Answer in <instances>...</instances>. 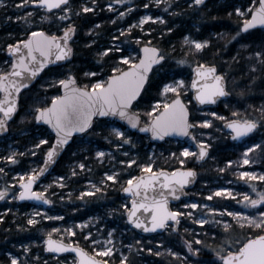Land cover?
I'll return each instance as SVG.
<instances>
[{"label":"trees","instance_id":"1","mask_svg":"<svg viewBox=\"0 0 264 264\" xmlns=\"http://www.w3.org/2000/svg\"><path fill=\"white\" fill-rule=\"evenodd\" d=\"M34 1L4 0L5 3L0 5V76L11 67L8 48L35 30L62 34L72 29L73 57L63 64L46 68L30 87L22 91L15 116L7 123L5 131L0 129V189L8 187L10 191V195L0 202V264H12L10 254L24 256V246L34 250L29 252L30 255L39 248L42 256L50 258L44 251L43 240L59 223L106 214L108 209L114 212L122 209L125 200L122 189L131 178L142 174V167L151 161H154V170L195 168L198 180L190 194L199 205L207 201L217 208L235 209L234 199H207L209 186L206 184L218 181V186L231 178L235 167L228 162H238L245 147V144L234 143L224 130L223 123L229 119L241 117L258 122L259 127L249 144H259L252 158L261 160L260 167L264 170V29L242 32L241 27L251 12H238L252 3L256 6L258 0H209L202 5H196L194 0H70L67 6L56 12L36 6ZM85 5L91 9H85ZM145 13L157 19L146 22L139 29L134 24ZM189 38L207 44L198 49ZM112 40L120 42L123 50L105 51L110 49ZM146 44L158 47L164 59L154 68L134 106L144 121H150L156 114L152 113V108L162 98L163 85L176 78H185L190 83L194 65H215L218 72L225 75L231 95L210 109L224 115L225 119L218 121L215 118L209 127L201 124L204 116L193 100L189 85L188 96L192 101L189 107L191 120L196 125L195 135L199 140H209V158L199 162L196 153L182 155L184 144L181 142L167 140L155 144L147 136L127 129L126 137L131 139L126 141L114 128L118 124L97 120L90 132L74 139L53 173L43 182H51L46 194L53 199L54 205L49 210L55 208L53 212L64 216L63 221L42 217L32 222L28 213L34 206L28 202L19 203L15 195L20 181L17 174L23 173L27 177L39 168L53 141L47 127L36 122L37 110L48 106L60 94L61 82L65 78L74 75L82 86L94 87L99 79L130 66L119 61L121 56L133 51L137 52L138 60L140 49ZM182 96L188 101L185 95ZM173 98L171 96L170 100ZM10 148H16V154L11 161L1 163ZM98 149L110 153L101 159L96 155ZM108 171L114 172L115 179L103 183ZM54 175L63 178V186L52 183ZM89 181L98 184L99 188L87 194L85 184ZM258 182L264 185V180ZM10 197L11 200L7 201ZM127 207L122 209L124 223L118 229H129L142 241L128 251L126 264H143L151 257L165 264H221L214 260L220 258L221 252L236 251L248 237L264 233V223L260 226L232 223L224 239L232 236L237 239L227 249H221L225 233L219 224L210 227L209 223L183 222L179 232L168 228L159 236L140 235L126 222ZM114 225V222L109 223V227ZM83 236L74 235L72 240H79L84 246L89 239ZM149 238L162 239L164 246H170L178 255H144L145 248L149 249L152 244L148 243ZM129 240L130 237L126 242ZM142 246L145 248L141 249Z\"/></svg>","mask_w":264,"mask_h":264},{"label":"water","instance_id":"2","mask_svg":"<svg viewBox=\"0 0 264 264\" xmlns=\"http://www.w3.org/2000/svg\"><path fill=\"white\" fill-rule=\"evenodd\" d=\"M208 0H195L202 5ZM70 0H38L36 5L56 12ZM264 29V0L251 11L250 18L241 27L242 32ZM73 30L62 34H49L35 30L30 35L9 47L7 53L12 60L11 68L0 77V129L15 116L20 94L30 87L48 67L63 64L73 57L71 40ZM163 55L158 47L143 45L139 59L128 68L111 75L99 87L82 86L74 75L61 83V92L48 106L36 113V122L47 127L53 136L50 148L39 169L19 182L16 200L28 202L48 209L53 200L37 190V186L48 177L62 156L78 136L91 131L99 119L113 121L132 133L147 136L152 143L162 144L170 139L195 149L198 160L204 161L209 149L203 146L194 133L189 105L181 95L172 99L150 121L143 120L134 109L140 100L154 68L161 64ZM193 100L200 109L217 107L230 97L226 77L211 64L194 65L190 82ZM258 128L254 120L231 119L224 123L231 140L237 144L246 142ZM198 175L194 168L147 171L130 180L122 189L123 197L129 199L127 220L130 227L143 235L163 233L169 225L178 228L182 214L173 208L190 196ZM9 194H0L2 201ZM263 199L253 204H259ZM46 253L71 255L75 264H111L81 245L47 236L44 241ZM222 264H264V235L247 242L238 253L227 254Z\"/></svg>","mask_w":264,"mask_h":264},{"label":"rangeland","instance_id":"3","mask_svg":"<svg viewBox=\"0 0 264 264\" xmlns=\"http://www.w3.org/2000/svg\"><path fill=\"white\" fill-rule=\"evenodd\" d=\"M4 0H0V5L4 4ZM254 3H252L245 10L239 9L240 13L251 12L255 7ZM91 6L85 5V9H91ZM112 5L109 6L111 8ZM68 11V8L65 9ZM251 14V13H250ZM157 18H154L150 13L143 14L136 22L135 26L139 27V29L143 28V25L149 21H155ZM190 40V38H189ZM111 46L108 50L115 49L116 51H122L123 46L117 40H112L110 42ZM190 43H194L198 49H202L206 46L207 42H203L200 40H190ZM137 52H128V54L121 56L120 62L126 65H133L136 60ZM109 77H104L99 79L94 87H99L104 85ZM189 85L185 78H176L175 80H171L166 82L162 87V98L153 104L152 113H158L161 109H163L171 100V96L185 95L187 98V103H192L191 99L188 96L189 93ZM201 114L204 116V120L201 124L205 127H209L211 122L217 118L218 121L225 119L224 115H221L215 111H201ZM237 119V118H236ZM242 120H248L245 118H238ZM257 122V121H256ZM258 123V122H257ZM116 132L119 136H124L126 141L131 139V137H126V128H122L120 126H114ZM200 142H203L207 146L206 138H201ZM259 147L258 143H246L243 149L241 157L237 160L238 162L233 163V161L228 162L229 165L235 167V170L232 174L231 178H227L220 185L209 189V192L206 194V198L209 200H214L215 197H221L223 199H234L233 205H235V209L230 208H217L213 203H209L204 201L201 205L197 199H194L192 196L185 201L184 208L185 215L187 216L186 221L193 223L195 222L198 225H207L208 223L210 227H216L219 224V227L224 231V235L222 236L223 244L221 249H227L231 245L236 243V237H227L226 233L228 228L232 223H236L237 225H253L260 226L264 223V208L260 207H252L250 203L252 201L258 200L259 197H264V185H260L258 181H262L264 179V170L256 165H261V160H258L255 157L256 150ZM16 148H10L7 152V157L4 156L3 161H11L16 154ZM110 152H107L103 149H98L96 151V155L101 159ZM124 155H127L128 152H123ZM195 151L190 148L184 146L182 149V155H194ZM154 161H151L149 164L144 165L142 167L143 172L147 171H155L154 170ZM256 168H253V167ZM83 166L81 165V168ZM33 172H30L29 175H32ZM20 180L25 179L26 175L23 173L17 174ZM113 171L106 172L105 181H113L115 179ZM136 177V176H135ZM133 177L130 180H133ZM52 183L57 186H63L64 180L61 176L54 175L52 176ZM51 182L43 183L41 187L38 188L39 192L46 193L47 187ZM85 193L90 194L94 193L95 190L99 188V185L93 183L91 181L86 182ZM205 185V183H204ZM209 186V184H206ZM202 188V187H201ZM8 187H4L0 189V194L5 192ZM204 189V188H202ZM11 200V197L7 200ZM128 203L126 199L122 202L121 208L126 209ZM122 209L117 212L114 210H106V214H98V215H89L79 221H71V222H61L56 227H54L51 232H49L48 236H53L55 238H60L66 241H72V237L74 235H84V239H89L88 245L92 248V250L101 256H117L118 264H126V259L128 256V251L132 248L134 244H138L142 241L140 236H136L130 233L129 229L119 230L123 222L121 218V214L123 213ZM55 208L53 210H45L42 208L34 207L30 210L28 215L30 216V220L36 221L39 218H52L57 221H63L64 216L57 214L55 212ZM114 222V226L109 227V223ZM119 228V229H118ZM131 229V228H130ZM83 233V234H82ZM128 237L131 238L128 242ZM67 238V239H65ZM238 242V241H237ZM239 241L238 243H241ZM244 242V241H243ZM242 242V243H243ZM148 243H152L151 247L145 248L142 246L141 249H147L144 255H150L151 253H155L157 256L162 255L163 253L167 255L177 256L170 246H164V242L162 239H153L149 238ZM241 246V245H240ZM239 246V247H240ZM31 249L28 246H24V256H17L15 254H10L12 264H75V257L69 256L64 261H58L57 263L52 260L45 258L40 254V249H36L33 255H30L29 252ZM222 251V250H221ZM31 252H34L32 250ZM228 252H221L220 258H214L215 261L221 263L222 255ZM162 257V256H161ZM219 259V260H218ZM143 264H165L162 263L159 259L155 257H151L148 260L144 261Z\"/></svg>","mask_w":264,"mask_h":264},{"label":"flooded vegetation","instance_id":"4","mask_svg":"<svg viewBox=\"0 0 264 264\" xmlns=\"http://www.w3.org/2000/svg\"><path fill=\"white\" fill-rule=\"evenodd\" d=\"M35 3H36V1H34ZM34 3V4H35ZM24 91V90H23ZM219 106V105H218ZM213 108H216V107H207V108H205V109H202L201 111H212V110H210V109H213ZM216 112V111H215ZM1 115H0V120H1ZM226 121H224V123H225ZM224 123H223V128H224ZM7 125V124H6ZM196 126V125H195ZM7 127V126H6ZM194 130H195V128H194ZM251 138V137H250ZM250 138H248L247 139V142L249 141V139ZM206 142H207V146L203 143V142H201V144L203 145V146H205V147H207L208 149H209V154H208V156H207V158L204 160V161H202V162H205L208 158H209V155H210V147H211V144H210V142H209V140L206 138ZM244 143H246V142H244ZM244 143H242V144H244ZM237 144V143H236ZM239 145V144H238ZM196 153V156H197V160H198V153L197 152H195ZM199 161V160H198ZM200 162V161H199ZM257 166H260V165H256V167ZM255 166L253 167V168H256ZM218 181H215V182H209L208 184H209V189H212V188H214V187H216V183H217ZM221 183H223V182H221ZM214 184V185H213ZM220 185V184H219ZM260 199H263V201L261 202V203H259V204H253V203H255V202H257L258 200H260ZM186 200H188V198H184V199H182L180 202H178L177 204H175V209L177 210V211H179L181 214H182V217H181V221H180V224H179V226H178V228L177 229H175V227L173 226V225H170L168 228H173V230H175L176 232H179V229H180V227L182 226V223L184 222V224H189L188 222H186V219H187V216L185 215V210H187V209H185L184 208V203H185V201ZM258 200H256V201H252L251 203H250V205L252 206V207H260V208H264V197H259L258 198ZM261 235H264V233H261V234H256V235H252V236H250V237H248L244 242H243V244L241 245V247H239L236 251H231V252H228V253H226V254H235V253H238L240 250H241V248L247 243V242H249V241H251V240H255L256 238H258L259 236H261ZM148 236H154V235H148ZM68 242H72V243H74V244H78V245H81L80 244V242H79V240H77V241H74V240H72V241H68ZM81 246H83V245H81ZM84 248H86L90 253H93V254H96L93 250H92V248L90 247V245H88V242L87 243H85L84 244V246H83ZM47 255H49L50 256V258H48V259H50V260H52L54 263L56 262H58V261H64V259H67L68 257H69V255H53V254H49V253H46ZM225 254V255H226ZM96 255H98L99 257H101V258H103V259H105V260H107L109 263H111V264H118L119 263V261H118V257L117 256H114V257H112V256H101V255H99V254H96ZM146 260H148V259H146ZM145 260V261H146ZM112 261H117L116 263H113ZM75 263H76V258H75ZM61 264V263H60ZM63 264V263H62Z\"/></svg>","mask_w":264,"mask_h":264}]
</instances>
